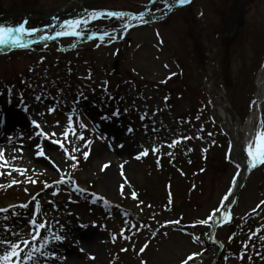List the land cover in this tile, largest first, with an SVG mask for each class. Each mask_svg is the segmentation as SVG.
<instances>
[{
	"label": "rangeland",
	"instance_id": "374dc122",
	"mask_svg": "<svg viewBox=\"0 0 264 264\" xmlns=\"http://www.w3.org/2000/svg\"><path fill=\"white\" fill-rule=\"evenodd\" d=\"M66 1L0 0V26L18 27L24 15H50ZM77 2L67 4L59 17L141 14L150 0ZM171 7V2H155L149 18L130 30L126 25L133 17H91L81 27L84 37L0 52V147L12 165L27 170L9 176L8 168H0L5 173L0 208L9 209L0 213V239L19 242L16 232L28 238L39 203L47 235L64 237L49 247L61 262L71 258L59 251L67 248L80 250L87 264H182L194 253L188 264H215L220 253L216 264H264V205L257 208L264 201V166L247 178L231 223L217 230L220 247L207 245L212 221L200 224L227 202L223 197L234 191L232 182L241 174L228 126L207 93L209 77L234 128L237 121L245 125L264 68V0H193L169 13ZM34 26L51 24L37 19L26 28ZM51 33L55 30L45 36ZM33 119L45 133L57 135L37 136ZM261 120L264 102L256 129ZM81 133L84 141L78 139ZM88 140L92 143L85 148ZM21 141L22 154L13 153ZM40 148L47 158L38 155ZM13 155L19 158L13 161ZM28 176L37 182H28ZM13 179L21 183L9 186ZM87 194L125 214L106 215L86 206L81 197ZM5 215L11 216L7 222ZM176 220L178 225L172 223ZM30 247L22 245V256ZM5 249L0 245V254Z\"/></svg>",
	"mask_w": 264,
	"mask_h": 264
},
{
	"label": "snow or ice",
	"instance_id": "6c2138e0",
	"mask_svg": "<svg viewBox=\"0 0 264 264\" xmlns=\"http://www.w3.org/2000/svg\"><path fill=\"white\" fill-rule=\"evenodd\" d=\"M180 5H187L191 3V0H178ZM97 16H107V17H120L123 18L125 16V13H117V12H107V13H92V18H96ZM141 20L144 19L143 15L139 17ZM133 19H136V17H133ZM27 22H25L26 24ZM88 23L87 19H75V20H68L64 23L63 28L61 31L56 33V36H72L79 38L82 33L79 30L82 25H86ZM127 27V25H126ZM38 29H28L25 27L24 24H21L19 27H4L0 26V47H16V48H26L28 46L25 37L33 36ZM54 37H44V39H50ZM166 82V81H165ZM36 101L39 102L41 100V97L37 96ZM256 102L253 101V104ZM54 111L53 108H49V112ZM118 115V113H115ZM42 115V114H41ZM68 124L69 129H71V133L73 136L76 135V129L72 127V117H68ZM2 122V121H0ZM58 123V122H57ZM31 124L34 126V129H40V131L36 132L37 136H44L45 138H48L49 135L56 136L57 134L55 132L49 134L45 133L42 128L41 124L38 123L35 119L31 121ZM261 125H264V120H261ZM81 128H84L85 126L83 124L80 125ZM69 129H65L62 135L65 137V139L68 138ZM31 139V137H29ZM78 139L81 141L85 140V137L83 133H81L78 136ZM185 139H190V137H186ZM8 141L11 143L13 141V137H9ZM53 144L60 145L61 148H64V145L62 141L53 139L51 141ZM92 141L88 140L85 143V148H90ZM177 142H173V144H170L169 147L174 146V144ZM79 149H73V151H78ZM64 151L67 152L68 150L64 148ZM156 149H153V152H155ZM247 157H248V164L251 168H256L258 166H264V128L262 130L257 131L255 140L247 145ZM13 153L22 154L23 147H22V141L20 146L13 147L12 148ZM89 152L84 153V158L87 159ZM147 151L141 153V155H146ZM39 156L45 157V151L43 148H40ZM18 155H13L12 160L18 159ZM71 159H76L74 156L70 157ZM139 159V156L137 157ZM109 165L105 164L104 168L107 169ZM239 167V165H238ZM0 168H8L9 171L7 172V175L11 176L12 172L15 171L19 173L20 175H25L27 170L22 169L19 167H15L12 165L9 160L4 155V150L2 147H0ZM5 175L4 172L0 171V176ZM121 175H123V172H121ZM28 182L35 184L37 181L33 180L31 176L27 177ZM21 183V181L13 179L11 181V184L9 186L17 185ZM233 186H235L236 181L235 179L232 182ZM2 187V186H0ZM47 187V185H46ZM26 190V189H25ZM77 191H80V189H76ZM231 191H229L228 194H226L223 197V201H228L229 196L231 195ZM133 199L136 198L135 193H131ZM33 200H35V197H33ZM261 205H264V201L260 202V205H257V208H260ZM19 207L27 209L29 207L28 204H22ZM34 210L38 215L37 219H30L29 225L31 226L29 229L28 238H24V236L21 235V233L16 232L13 233L16 236H20L19 242L9 241L7 239H0V245H5L6 249L3 252V254H0V264H40L41 260L43 259L45 261V264H47L48 261H54L59 259V257L56 255L54 251H49V247L51 246L52 242L60 243L63 241L64 237L62 235L57 234L56 232H51V235H47V233L50 231L48 227V222L43 219H39V213L41 212V205L39 203H36L34 206ZM223 210V220H228L230 222L231 220V211L227 209L226 205H222L221 208H218L213 211L211 215H209L206 219L201 220L200 224H208L209 221H213L216 218V215L218 212ZM255 212L256 209H253ZM0 213H9L8 208H0ZM18 215L17 213H12V216ZM11 219V216L5 215L3 217V220L5 222L9 221ZM58 223V221H57ZM174 224H179L180 221L176 220L173 221ZM5 231L10 232L11 229L7 226H5ZM42 233H45V235H42ZM198 239V238H197ZM40 242L38 246H36V242ZM22 245L23 248H29L30 250L24 252L22 256ZM145 248L147 245L144 246ZM247 247V245H245ZM144 249L142 248L141 251ZM39 254L38 256L36 254ZM198 254H191L189 255L182 264H188L189 260H192L193 257ZM259 255V253H258ZM243 259V257H241Z\"/></svg>",
	"mask_w": 264,
	"mask_h": 264
},
{
	"label": "bare ground",
	"instance_id": "6f19581e",
	"mask_svg": "<svg viewBox=\"0 0 264 264\" xmlns=\"http://www.w3.org/2000/svg\"><path fill=\"white\" fill-rule=\"evenodd\" d=\"M264 68L261 70L258 78V90L255 95V104H253L251 112L247 118L246 124L244 125L240 121H237V128H234L233 122L231 121L230 117L227 115L225 111H223L222 104L219 103V101L214 97L212 91H211V79L209 77V84L207 87V93L211 99H213L214 104L220 109V114L222 116V119L224 122H226L228 126V135L231 141V148L232 152L234 154L235 162L240 165L241 167V174L239 179L237 180L235 184V188H237L239 185H241L242 180L245 178V175L247 174L249 167L248 164V157H247V145L255 140L256 133L259 130H262L261 123L260 126L256 129L254 127L255 121L260 118L263 102H264ZM17 111H19L17 108H15ZM15 111V110H14ZM7 115L11 118H15V113L11 111L10 108L7 107ZM6 115V113H5ZM232 203V199L228 201L227 208ZM223 210L221 212H218L216 215L215 220L217 224L224 223L228 220H223ZM212 221V222H213ZM59 249V251L69 253L70 259L66 261H58V264H87L81 254L75 253L73 250L70 252V250ZM73 253V254H72ZM81 253V252H80ZM93 254V253H92ZM88 259H91L89 255H87Z\"/></svg>",
	"mask_w": 264,
	"mask_h": 264
},
{
	"label": "water",
	"instance_id": "95a60500",
	"mask_svg": "<svg viewBox=\"0 0 264 264\" xmlns=\"http://www.w3.org/2000/svg\"><path fill=\"white\" fill-rule=\"evenodd\" d=\"M81 1H85V2H97V1H101V0H81ZM157 1H168V2H171V3L173 4V7H171V10H170L169 13L174 12L176 9H178V8H180V7H184V6H186V5H180L179 2H178V0H151V2H150V4H149L148 8L146 9V11H145L144 13L139 14V15H133V14H130V13H125L126 16L136 17L135 21H134L133 23L129 24L126 28L129 30V29H131L132 27H134V26L140 24L143 20L147 19V18L149 17V13H150L151 6H152L155 2H157ZM192 1H193V0H191V2H192ZM189 4H190V3H189ZM98 13H107V12H98ZM169 13H168V14H169ZM141 15H143V17H144L143 20H141V19L139 18ZM44 18H45V19H51V17H44ZM29 19H31V17H30V16H27V20H29ZM24 25H25V23H24ZM54 27H55V25L53 26V28H54ZM50 37H54V38H56L57 36H56V34H55V35L53 34V35L50 36ZM62 37H67V36H62ZM82 37H83V36H82ZM50 39H53V38H50ZM50 39H49V40H50ZM25 40H26V42H27L28 45H31V44H33V43L36 42V41H44L43 39H39V38H36V39H25ZM47 40H48V39H47ZM11 48H15V47H3V48H0V51L9 50V49H11ZM258 167H259V166H258ZM258 167H256V168H258ZM256 168L253 169V168L250 167V168L248 169L247 174L245 175V178L242 180L241 185H239V186L235 189V191L232 193V195H231V197H233V201H232V204L228 207V210H230V211L232 210V208H233V206H234V204H235V202H236V199H237V197H238L240 191L244 188V186H245V184H246L247 177H248L249 174H250L253 170H255ZM227 203H228V202L225 203L226 206H227ZM225 224H227V223H225ZM221 226H223V225H219V224H217V223H214L213 226H212V228H211V239H212V241H213L212 244L215 245V246H219V243L216 241L215 237H216L217 230H218ZM220 255H221V253L218 255V257H217V259H216V261H215V264L219 261Z\"/></svg>",
	"mask_w": 264,
	"mask_h": 264
},
{
	"label": "trees",
	"instance_id": "16d2710c",
	"mask_svg": "<svg viewBox=\"0 0 264 264\" xmlns=\"http://www.w3.org/2000/svg\"><path fill=\"white\" fill-rule=\"evenodd\" d=\"M112 105H109L107 108L110 109ZM86 197L82 196L81 197V200L87 204L86 206H90L91 208H93L94 210H98L102 213H105L106 215L108 214L107 212L109 213H112V214H108V215H117V214H120L118 212H121L123 215L125 214V210L122 209V208H118L116 206H109L108 204H106L105 202L103 201H99V200H95V197L90 195V194H87L85 195ZM117 211V212H116ZM128 217V215L126 216ZM208 245V244H207ZM209 246V245H208Z\"/></svg>",
	"mask_w": 264,
	"mask_h": 264
},
{
	"label": "flooded vegetation",
	"instance_id": "af4514ba",
	"mask_svg": "<svg viewBox=\"0 0 264 264\" xmlns=\"http://www.w3.org/2000/svg\"><path fill=\"white\" fill-rule=\"evenodd\" d=\"M40 16H47V15H40ZM68 18L67 17H62V18H60V20H62V21H66ZM41 21H42V19H40ZM44 21V20H43ZM49 24H51V25H53V21H49L48 22ZM63 23V22H62ZM61 24V23H60ZM64 24V23H63ZM39 27H43V26H37V27H35V28H39Z\"/></svg>",
	"mask_w": 264,
	"mask_h": 264
}]
</instances>
